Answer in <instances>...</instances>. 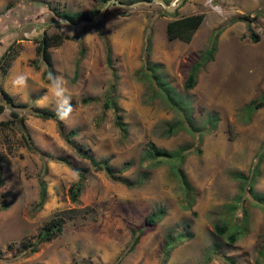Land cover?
<instances>
[{
	"label": "rangeland",
	"instance_id": "rangeland-1",
	"mask_svg": "<svg viewBox=\"0 0 264 264\" xmlns=\"http://www.w3.org/2000/svg\"><path fill=\"white\" fill-rule=\"evenodd\" d=\"M103 3L0 0V53L9 43L16 51L0 68V86L27 103L15 109L24 117L35 147L25 146L17 122L0 124V264H111L119 254L118 264H159L164 233L176 237L184 232L185 220L192 235L173 246L164 264H264V210L233 174L250 175L252 189L264 191V105L255 110L248 106L264 92V0H169L165 3L174 8L168 11L155 0L134 6L110 1L99 18L78 24L65 23L50 10L99 8ZM193 12H203V18L188 41L165 37L167 19ZM241 13L252 20L233 18ZM218 27L212 58L199 67L193 86L183 88L190 64L204 53ZM59 30L67 36L48 47L54 69L48 80L35 45L42 31ZM248 30L258 38L251 40ZM148 32L147 59L158 65L155 77L144 61ZM80 46L84 50L72 79ZM113 71L111 94L126 122L123 135L113 123L112 107L101 105ZM19 76L26 78L24 85L16 83ZM161 77L180 106L163 96L156 83ZM54 79L72 106L69 117L61 120L63 129H76L74 139L96 158H107L123 177L134 179L146 171L140 185H126L92 169L64 140L54 120L31 113L29 106L57 109ZM82 96L90 100L82 103ZM0 103V120L9 118L10 106L1 96ZM212 115L213 125L208 122ZM175 123L180 125L167 133V124ZM150 142L166 149L189 146L180 162L192 186L189 207H184L186 194L172 169L173 159L140 161ZM45 151L88 167L75 200L68 187L77 173L66 162L46 159ZM126 160L130 163L122 169ZM39 177L45 181V198L35 208ZM159 206L164 208L162 216L124 251L131 231ZM58 216L60 232L25 251L34 244L36 232ZM223 221H228L227 230L218 233L213 225ZM236 227L239 232L230 241L227 234Z\"/></svg>",
	"mask_w": 264,
	"mask_h": 264
},
{
	"label": "trees",
	"instance_id": "trees-1",
	"mask_svg": "<svg viewBox=\"0 0 264 264\" xmlns=\"http://www.w3.org/2000/svg\"><path fill=\"white\" fill-rule=\"evenodd\" d=\"M105 2V0H103ZM133 1V0H132ZM165 2H168L169 0H164ZM51 12L59 18H61L65 23H75L79 21L80 19H92V16L97 12L98 7H91L89 9H75V10H64V9H58L55 7H50ZM203 18V12H193V13H187V14H182L179 16H173L170 19H167L164 25V31H165V37L167 39H173V38H179L183 41H188L194 32V30L198 27L200 24L201 20ZM236 19H241L244 21H249L252 20V16L247 14V13H241L236 15ZM220 27H218L215 30V33L213 34L212 40L209 43V46L206 48L204 53L200 55L198 59L193 61L189 69L186 73V76L182 82V86L185 89L191 88L193 84L195 83V77L196 73L201 67V65L206 62L207 60L212 58L213 51L215 49V38L217 36V33L219 31ZM248 35L251 40H256L258 38V35L253 32L252 30H248ZM66 34L63 30L55 31V32H46L42 31L40 37L37 39V44L35 45V53L37 56H39L43 63H44V73L47 74L48 80L52 79L54 77V69L52 66V60L50 56V52L48 50L49 46H54L59 44L63 38H66ZM150 46V32L144 35V41H143V48L145 51V67L151 72L149 73L151 76L155 77L157 74H154V71L157 68V64L154 62H149L147 59V53L149 50ZM83 46H80L78 49V55L75 58L74 61V67H73V73H72V79L76 78L77 71H78V63L79 60L83 54ZM16 51L12 48L11 43L7 44L6 47L2 50L0 53V68L4 69L7 64H9L10 60L15 56ZM105 57H106V62L109 64V45L105 42ZM146 74H148L147 71H145ZM115 74L114 71L112 72V78L109 80L108 83V88L106 91V96L102 101V107L107 108L109 106L112 107L114 110V115H113V123L116 125L118 130H120L121 134L126 132V122L122 120V115L120 113V108L118 105L114 102V96L112 93L115 85ZM156 83L158 84V87L160 90L163 92V96L168 99V103L171 105L175 106H180L177 100L173 97V88L169 86L161 77L159 80H156ZM167 84V85H164ZM163 85V86H162ZM171 90V92H169ZM0 96L3 100L4 103H7L10 108H9V118L0 120V124H6L10 122H17L19 125V129H21V136L23 138V141L25 143V146L30 149V150H35V147L32 145V141L29 137V133L26 131L25 124H24V117L22 114L19 113L15 109V107L19 108H24L27 106V103L25 102H20L15 100V98L3 87L0 86ZM90 100L89 96H82L80 98V102L86 103L87 101ZM249 108L250 110H255L256 108L261 107L264 105V92H262L256 99L251 100L249 103ZM29 106V105H28ZM4 104L0 103V111L3 109ZM30 111L32 114L35 116L41 118V119H52L55 121L57 125V129L64 138V140L70 145V147L76 152L78 155L86 158L90 164V167L92 169H101L103 170L109 177L117 179L121 182H123L126 185H140L143 180L146 178L147 173L146 171H141L138 176L134 179L128 178V177H123L122 175L119 174V170H115L113 166L108 162L107 158L105 157H99L96 158L89 150V147L84 145L83 143L76 141L74 139V136L76 134V129L74 128H69L68 130L63 129V124L62 121L57 117L56 115V110L53 109H48L46 107H39V106H29ZM188 117V115H186ZM208 122L213 125L215 122V116L212 115L208 117ZM188 121V120H187ZM189 126H193L191 121H188ZM180 123H175L174 124H167L166 130L167 133L173 132ZM189 146L186 145H179L174 149H166L163 147H158L154 143L150 142L147 145V149L145 150L144 154L140 157V161L143 159H146L149 163H155L159 162V160L163 158H169L173 159L175 162L172 165V169L177 174V177L179 179V182L181 186L184 188V192L186 194V201L184 203V207H189L192 202V196L190 195V191H192V186L190 183L186 180V176L183 172V170L180 167V162L185 156V151L188 149ZM46 159H52L56 161H62L66 162L70 165V161L67 159L65 155H53L47 151L42 153V156ZM3 156L0 154V161L2 160ZM153 159V160H152ZM45 160V159H44ZM129 161L126 160L124 161L122 165V169L125 168L126 166L129 165ZM146 164V163H145ZM72 168L75 170L77 173V178L76 180L68 187V194L70 199L75 200L78 192L81 190L83 182L82 179L84 177V173L88 170L87 166H77V165H72ZM45 165L42 163V173L45 172ZM252 171H256V167L252 166ZM235 177L240 179L241 184H245L246 188L250 192V195L252 196L253 200L255 203L259 204L263 210H264V191L260 192H255L252 187L251 183L248 182L250 179V175L246 176L242 172L236 171L233 173ZM38 192H37V201L35 203V208H39L42 203L44 202L45 198V181L43 178L39 177L38 178ZM0 183H2V177H1V172H0ZM190 195V196H187ZM164 212L163 207H156L144 217L141 225L137 226L135 230L131 231V236L129 238V241L126 243L124 247V251L130 250L134 244L136 243L138 236L148 228L152 227L155 222L162 216ZM228 221H223V222H216L214 223L213 227L218 233H223L225 230H227V223ZM184 225V232H179L176 234V237H172L169 232H165L163 235V242L161 245V257L159 259V264H164L165 260L168 257L169 252L173 248L174 245H176L178 242H180L183 238L185 237H190L192 235V231L188 228L189 227V220H185L183 222ZM62 228V218L60 216L58 217H53L50 218L45 226L42 229H39L36 232V238L34 240V244L29 245L25 251H33L36 249V244L40 241L47 240L49 238L54 237L56 234L60 232ZM239 232L237 230H231L227 234V238L232 241L235 238L236 233ZM31 244V243H30ZM123 251V252H124ZM122 255L116 256L114 261L111 264H118L120 258ZM82 264V263H80ZM86 264V263H84Z\"/></svg>",
	"mask_w": 264,
	"mask_h": 264
},
{
	"label": "clouds",
	"instance_id": "clouds-1",
	"mask_svg": "<svg viewBox=\"0 0 264 264\" xmlns=\"http://www.w3.org/2000/svg\"><path fill=\"white\" fill-rule=\"evenodd\" d=\"M25 82L26 78L24 76H19L16 80V83L19 85H24ZM53 83L56 85L54 94L58 98L56 115L60 120H66L72 112L70 97L66 95V90L60 84L58 79H54Z\"/></svg>",
	"mask_w": 264,
	"mask_h": 264
},
{
	"label": "water",
	"instance_id": "water-1",
	"mask_svg": "<svg viewBox=\"0 0 264 264\" xmlns=\"http://www.w3.org/2000/svg\"><path fill=\"white\" fill-rule=\"evenodd\" d=\"M112 1L114 3H117L119 5H128V6H134L136 4H139V3H149L150 1L152 0H133V1H130L128 3H125L121 0H105V2L98 8L97 12L92 16V19H97L99 18V14L100 12L109 4V2ZM159 3H161L163 6H164V9L165 10H172L174 8V4H166L164 0H155ZM89 20H86V19H80L79 21L73 23V24H78V23H85V22H88Z\"/></svg>",
	"mask_w": 264,
	"mask_h": 264
},
{
	"label": "crops",
	"instance_id": "crops-1",
	"mask_svg": "<svg viewBox=\"0 0 264 264\" xmlns=\"http://www.w3.org/2000/svg\"><path fill=\"white\" fill-rule=\"evenodd\" d=\"M11 94V93H10ZM12 95V94H11ZM13 96V95H12Z\"/></svg>",
	"mask_w": 264,
	"mask_h": 264
}]
</instances>
